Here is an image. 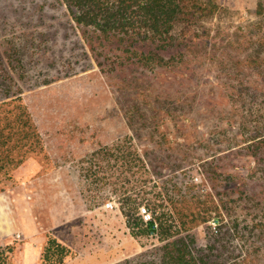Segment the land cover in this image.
Masks as SVG:
<instances>
[{"label": "rangeland", "instance_id": "374dc122", "mask_svg": "<svg viewBox=\"0 0 264 264\" xmlns=\"http://www.w3.org/2000/svg\"><path fill=\"white\" fill-rule=\"evenodd\" d=\"M181 1L194 13L175 28L194 26L186 55L107 75L121 51H93L94 29L74 23L63 0H0L8 91L42 141L0 191V243L14 245L18 264H43L51 238L69 248L63 264L134 258L160 243L128 227L142 204H162L156 215L176 232L192 212L206 217L186 234L202 252L222 251V264H264V0ZM234 223L239 234L215 245L211 228Z\"/></svg>", "mask_w": 264, "mask_h": 264}, {"label": "trees", "instance_id": "16d2710c", "mask_svg": "<svg viewBox=\"0 0 264 264\" xmlns=\"http://www.w3.org/2000/svg\"><path fill=\"white\" fill-rule=\"evenodd\" d=\"M63 3L74 23L94 29L95 36L87 39L93 51L99 49L100 43L107 45L108 52L115 49L121 51L115 61L106 59L108 69L102 68V70L104 69L107 75L122 73L125 68L154 70V67L162 65L167 55L182 58L186 55L184 47L186 42L195 37L192 24H185L179 32H175L176 23L182 17L194 14L185 10L181 0H63ZM0 68L4 69V73L0 74V191H3L9 183L15 181V172L41 149L42 141L30 112L18 96L20 93L9 94L12 76L10 73V78L6 76L7 70L2 61ZM8 81V87L4 86ZM122 82L126 87L136 89L142 87L139 80L127 79L126 82ZM137 106L134 105L135 108L132 107V110H138ZM134 115L136 114L130 118L133 119ZM257 138L261 139L256 144L264 146V133L255 139ZM139 162L144 169L150 170L152 163L146 153L140 154ZM167 201L173 203L172 197H168ZM124 205L122 207L126 209L127 204ZM155 206L164 207L162 204H154L153 208L149 209L144 204L138 205L135 208L138 215L141 207H147L152 219L144 224L139 216L140 223L132 226L128 221V227H131L133 234L158 235L160 243L120 264H222V257L225 255L220 249L217 250L222 253L211 254L216 247L210 251V254L202 252L195 237L186 234L205 223L206 217L199 218V215L196 216L192 212L190 220L181 221L180 231L184 233L181 235L180 231L172 230V226L165 227L162 217L167 213L161 212L159 216L156 215ZM170 214L176 213H168ZM141 226L145 229L136 232L135 229ZM253 227L249 226L247 229L252 230ZM255 227L258 225L256 224ZM226 228L227 230H222L213 227L209 231V237L215 245L224 246L225 241H231L230 236L234 237L235 231L239 234L238 223L227 225ZM231 252L232 249L229 254ZM14 254L13 244L0 243V264H18ZM68 254L67 246L51 238L44 249L41 261L43 264H63ZM139 258L141 259L138 260ZM244 260L242 262H248V259Z\"/></svg>", "mask_w": 264, "mask_h": 264}, {"label": "built area", "instance_id": "2783aa9c", "mask_svg": "<svg viewBox=\"0 0 264 264\" xmlns=\"http://www.w3.org/2000/svg\"><path fill=\"white\" fill-rule=\"evenodd\" d=\"M139 216L142 218L144 224L148 223L152 219L151 213L148 211L147 207L140 208Z\"/></svg>", "mask_w": 264, "mask_h": 264}]
</instances>
